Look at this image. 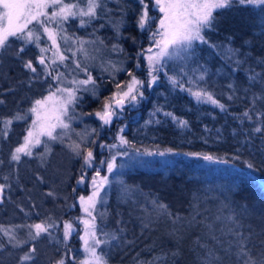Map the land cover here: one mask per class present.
<instances>
[{
    "label": "snow or ice",
    "instance_id": "6c2138e0",
    "mask_svg": "<svg viewBox=\"0 0 264 264\" xmlns=\"http://www.w3.org/2000/svg\"><path fill=\"white\" fill-rule=\"evenodd\" d=\"M135 2L138 5L136 27L148 35L149 44L146 49L142 48L137 52L135 68H146L147 79H140L134 71L118 68L111 62H108L107 66L102 63L103 71L112 73L124 71L130 79L123 83L116 81V91L103 98L98 110L81 115L96 117L102 122L101 128L112 127L114 121L120 120L127 106L138 105L146 98L145 89L157 85L161 73L174 89L187 92L198 104L207 103L221 111H227L228 106L221 103L214 92L209 91L206 86L208 70L201 65L193 69L190 74L188 62L195 57L201 45L213 50L224 47L214 43L209 34L218 32V24L227 11L247 9L251 6L264 12V0H135ZM120 11V18L114 19L111 15L112 10L107 8V0H0V65L4 63L5 57H11L20 63L25 73V79L17 81L18 84L31 88L33 83H41L46 91V95L41 94L39 98H33L26 111L17 110L11 115L0 116V139L3 140L9 138L14 124H27L22 140L10 150L9 159L7 161L0 159V168L6 163L9 167V173L2 177L4 182L0 183V205L11 200L9 193L12 184L9 181L18 173L19 166L26 159H38L44 164L46 157L51 154L53 143L64 145L76 159L82 162L75 184L85 190L90 186L88 195L80 194L78 187L71 189L72 193L76 194L74 200L78 202L82 216L72 220H60V218L54 219L51 215H41L39 211L25 212L24 208H21V212L29 218L27 221L11 225L0 224V236L4 238L0 240V254L11 257L15 264H38L40 257L38 245L55 240L57 233L62 234L56 242L62 244L63 252L53 264H109L106 249L113 246V241L120 240L116 232L107 231L105 226L106 199L108 190L113 184L110 177L114 173L119 177L124 168L123 164L117 163V157L131 158L129 148L138 155L164 156L166 152L179 154L174 153L171 148L166 151L146 150L140 153V150L122 134L125 125L117 129L118 144L98 145L101 150L106 149L110 153V158L98 160L94 149L97 146L99 130L92 128L90 131L85 129L79 132L73 127L78 115L76 109L83 99L78 93L91 92L93 97L100 99L98 79L93 76L89 62L102 61L103 57L96 53L107 48V45L102 39L79 38L70 29L73 24L78 28L92 27L94 31L91 35L95 36L96 30L105 27V23L97 26L95 22L107 17L106 23L112 28L114 39L119 40L124 35L122 29L125 26L126 15L123 7ZM153 11L158 15H150ZM262 31H264V22H262ZM129 38L132 39L133 44L138 43L134 37ZM228 39L231 40V37ZM111 51L124 52V49L119 43H115ZM224 55L237 66L233 71L238 70L239 65L243 63L239 59L241 55L239 50L231 46L224 47ZM81 56L83 59L80 58ZM141 57L146 64L142 65ZM177 60L181 62L179 72L169 76L167 72L169 62ZM259 63L264 64V59ZM249 71L250 87L255 84H260L261 87L259 93H253L250 98V106L241 113V123L245 120L250 122L253 125L251 132L260 134L264 139V74L256 73L255 69ZM81 73L83 79L78 78ZM228 88L233 91V94L228 96V99L232 100L235 86L230 83ZM16 90L15 87L10 86L7 92ZM5 104V99H0V105ZM157 112L170 117L181 128L188 126V121L180 119L172 112L164 111L161 107H157L152 115L155 116ZM151 122L150 120L149 123ZM41 148L42 151H37ZM113 149L117 151L113 152ZM239 151L237 149L228 158L207 152H186L183 155L210 163L229 164L231 161L241 160ZM242 162L248 169L257 170L253 161ZM88 169H92V175H89ZM101 169H106V174L102 175ZM16 179L18 182V175ZM36 179L40 183L45 182L40 175H37ZM117 182L122 186L123 197L131 199L136 191L134 187L126 185L123 179L118 178ZM229 191L231 192V189ZM46 195L53 199L58 198L54 190L48 191ZM234 203L225 196L223 206L215 215L214 220L225 225L223 229L219 225L213 227V224L207 223L210 219L207 216L197 221L196 217L201 215L198 208L194 210L191 218H182L169 211L166 204L155 199L151 200L152 212L155 216L148 213L147 220L143 217L141 219L143 226L149 227L155 219L167 218L172 225L169 235L178 245L184 238V233L193 225L204 224L208 239L201 242L198 238L195 241L197 264H226L227 261H231V264H264V239H260L257 248L252 239L253 229L249 227L245 230L243 224V220L254 210L247 205L234 207ZM76 206L77 203L74 202L69 208ZM37 207L34 203L30 206L32 210ZM236 207L240 209L239 212H236ZM229 208H232L234 214L224 216L223 212ZM33 215L37 219H31ZM117 231L122 233L124 229L120 228ZM217 231L222 235L217 236ZM74 234L82 242L83 258L80 259L72 253L69 244ZM179 251L177 247V250L171 253L172 256L176 257ZM0 264H3L2 259ZM137 264L141 262L137 261Z\"/></svg>",
    "mask_w": 264,
    "mask_h": 264
},
{
    "label": "trees",
    "instance_id": "16d2710c",
    "mask_svg": "<svg viewBox=\"0 0 264 264\" xmlns=\"http://www.w3.org/2000/svg\"><path fill=\"white\" fill-rule=\"evenodd\" d=\"M121 7L124 8L126 15L125 26L122 29L124 35L119 40L114 39L115 34L106 23L107 17L95 22L97 26L105 23V27L95 31V36L91 35L94 31L92 27L78 28L73 24L70 31H74L77 37L85 40L102 39L107 48L99 51V55L103 57L102 62L105 66L111 62L118 68L134 71L140 79H147L146 68L141 67L140 70L135 68L137 52L149 46L148 35L136 27L138 5L135 0H107V8L112 10L111 15L114 19L120 18ZM262 22H264V12L259 9L251 6L247 9H232L221 18L218 32L209 34L214 43L239 50L241 54L239 59L243 63L239 65L238 70L233 71V68L237 66L233 61L225 58L224 47L213 50L206 45H201L195 57L188 62L190 74L193 69L201 65L208 70L206 86L209 91L214 92L221 103L228 106L227 111H221L207 103L198 104L187 92L174 89L163 73L157 85L145 89L146 98L142 100L137 110L126 107L118 123L120 127L126 125L122 134L140 150V153L146 150L166 151L171 148L174 153L179 154L166 152L164 156L138 155L129 148L131 158L117 157V163H127V170L119 177L117 173L110 177L113 184L108 190L106 199L105 226L107 231L116 232L120 240L113 241V246L106 249L109 264H137V261L141 264H149V262L197 264L195 241L198 238L201 242L208 239L204 224L193 225L184 233V238L178 245L177 241L169 235L172 225L167 218L160 217L155 219L149 227L143 226L142 217L147 220L148 213L155 216L151 205L153 199L166 204L169 211L182 218H191L194 210L198 208L201 215L196 217L197 221L207 216L210 217L207 223L213 224V227L219 225L222 229L225 225L215 221L214 218L223 206L225 196L235 202L234 207L247 205L254 211L243 220L244 228L245 230L249 227L253 229L252 239L259 248L260 239H264V139L260 134L251 132L253 125L250 122L245 120L241 123V113L250 106V98L253 93H259L261 87L260 84L250 87L248 77L251 74L249 69H255L256 73L264 74V64L259 63L261 59H264ZM129 37H134L138 43L133 44ZM228 37H231V40ZM115 43H119L124 52L111 51ZM80 58L83 59L82 56ZM140 59L142 65L146 64L143 57ZM180 65L179 60L169 62L168 75H176ZM89 66L93 76L98 79L100 99L93 97L91 92H81L83 99L76 111L85 123H89L92 128L100 131L101 123L98 124L93 116L81 114L98 110L103 98L116 90L115 82L123 83L130 78L124 71L105 72L101 66L91 64V61ZM24 79L25 73L20 63L11 57H5L4 63L0 65V99H5L6 104L0 105V116L11 115L17 110L26 111L33 98H39L41 94L46 95L41 83H33L31 88L17 83ZM230 83L235 86L232 100L228 99V96L233 94L232 89L228 88ZM10 86L17 90L7 92ZM259 105L258 101L257 106ZM157 107L188 121V126L179 127L177 122L170 117H165L162 112H157L153 116L152 113ZM150 120L151 123H149ZM157 120L160 122L157 123ZM25 127H27L26 123H16L13 125L9 138L0 139V159L5 161L9 159V152L22 140ZM116 134L117 131L114 136ZM108 139L110 141L113 138L108 137ZM237 149L240 150L241 160L231 161L229 164L210 163L183 155L186 152H207L214 156L228 158ZM42 150V148L37 149V151ZM56 150L54 146L52 151ZM69 157L72 158V162L66 159L63 163V171L67 176L63 177L60 187H57L58 183L54 181L49 166L41 168L38 159H26L19 166L18 173L14 174L9 181L12 184L9 193L11 200L0 205V224L11 225L27 221L29 218L21 212V208H24L25 212L39 211L41 215H51L54 219L60 218V220H72L82 216L79 204L74 200L76 194L71 191L72 187H78L75 180L79 175L82 162L74 156L69 155ZM244 160L253 161L257 170L248 169L242 162ZM8 173L9 167L6 163L0 168V183L4 182L3 175ZM88 173L92 175L90 169ZM16 175L19 177L18 182ZM37 175L42 176L45 182L40 183L36 179ZM118 178L123 179L126 185L136 190L131 199L123 197L121 185L118 186ZM50 190H54L59 196L64 195V198L57 200L47 199L49 202H56V209H53L52 205H47L45 208L38 204L39 198L48 197L46 193ZM78 192L87 195L90 193V186L88 190L78 187ZM74 202L77 206L69 208V205ZM33 203L38 206L34 210L30 208ZM239 211L240 209L236 207V212ZM230 214H234L232 208L223 212L224 216ZM31 219L37 218L33 215ZM80 227L82 228V225ZM120 228L124 229L122 233L117 231ZM60 235L62 234L57 233L55 240L38 245L40 250L38 264H53V261L63 252L62 244L56 242ZM216 235L220 236L222 233L217 231ZM3 239L0 236V240ZM81 243L75 234L69 241L72 253L78 259L83 255L80 250ZM41 245L48 247L49 251L46 253L42 251ZM177 247L180 249L179 254L173 257L171 253L176 251ZM0 259L3 264H15V261L5 254H0ZM226 264H231V261H227Z\"/></svg>",
    "mask_w": 264,
    "mask_h": 264
},
{
    "label": "rangeland",
    "instance_id": "374dc122",
    "mask_svg": "<svg viewBox=\"0 0 264 264\" xmlns=\"http://www.w3.org/2000/svg\"><path fill=\"white\" fill-rule=\"evenodd\" d=\"M150 15H158V13L153 11V12L150 13ZM96 54L98 56H100L99 52L96 53ZM102 63L103 62L101 60L91 61V64L96 65V66H98V65L101 66ZM138 70H140V68ZM78 78L79 79H83L84 78L83 74L81 73ZM89 87H90V85H89ZM78 95H80V93H78ZM141 104H142V100L140 101V103L138 105H135V106L129 105L128 107H129L130 110H137L141 106ZM93 118H95L97 120L98 124L102 123L96 117L93 116ZM76 126H79V127H76ZM73 127L79 132H83V131H85V129H87L88 131H90L92 129L91 125L89 123H87V122L85 123L84 120L79 115H77V119L73 122ZM121 127H124V125H121ZM118 128H120L119 123H117L116 125H113L112 127H105V129L104 128L100 129L99 138L96 141V145L97 146L94 149L98 160L110 158V153L107 154L108 151L106 149L105 150H101V148L98 145H100L101 143L108 144V142H111L109 144H113V143L118 144L119 141L116 138L117 134L114 136V133L117 131ZM108 137L109 138L111 137L113 139L109 141ZM65 143H67V141ZM54 146L57 148V150L55 152L51 151V154L48 157H46V162L44 164H41V162L39 160V165L41 166V168L44 167V166H49V169L51 170L50 173L52 174V177H53L54 181L56 180L55 182L58 183V184H56L57 187H60V185H62V180H64V178L67 176V174L64 173V171H63V163H64V161L66 159H68L69 162H72V158H70L69 155L70 156H73V155L71 154V152L64 145H61L59 143H53V144H51V149ZM115 151H116V149H113V152H115ZM122 164L124 165L122 173H125V171L127 170L126 169L127 168V163L123 162ZM97 166H99V165H97ZM128 168H129V166H128ZM90 170H91V174H93L92 169H90ZM101 174L102 175L106 174V169H101ZM119 185L120 184H118V186ZM35 194H38V193H35ZM109 194H110V192H109ZM62 197L64 198V195L63 196H59L58 195L57 199L62 198ZM48 198H51V197H46V198L41 197V198H39V203L38 204L43 206V207H45V208H47V205H52V206H54L53 209H56L57 208L56 202L55 203L49 202V200H47ZM57 199H53V200H57ZM121 199H122V197H121ZM41 250L46 253V252L49 251V248L46 247L45 245H41ZM80 250L82 251V248H80ZM81 258H83V255H82Z\"/></svg>",
    "mask_w": 264,
    "mask_h": 264
},
{
    "label": "flooded vegetation",
    "instance_id": "af4514ba",
    "mask_svg": "<svg viewBox=\"0 0 264 264\" xmlns=\"http://www.w3.org/2000/svg\"><path fill=\"white\" fill-rule=\"evenodd\" d=\"M118 123V121H114V125H116Z\"/></svg>",
    "mask_w": 264,
    "mask_h": 264
}]
</instances>
